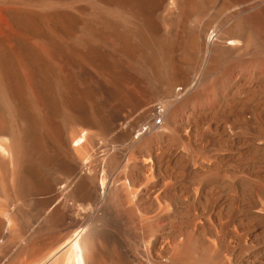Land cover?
<instances>
[{
	"label": "bare ground",
	"instance_id": "1",
	"mask_svg": "<svg viewBox=\"0 0 264 264\" xmlns=\"http://www.w3.org/2000/svg\"><path fill=\"white\" fill-rule=\"evenodd\" d=\"M0 264H264V0H0Z\"/></svg>",
	"mask_w": 264,
	"mask_h": 264
},
{
	"label": "rangeland",
	"instance_id": "2",
	"mask_svg": "<svg viewBox=\"0 0 264 264\" xmlns=\"http://www.w3.org/2000/svg\"><path fill=\"white\" fill-rule=\"evenodd\" d=\"M157 123H158V124L162 123V120H161V119H158V120H157Z\"/></svg>",
	"mask_w": 264,
	"mask_h": 264
}]
</instances>
